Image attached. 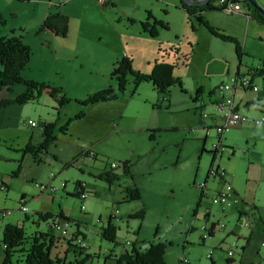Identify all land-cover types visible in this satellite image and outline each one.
I'll return each instance as SVG.
<instances>
[{
	"label": "rangeland",
	"instance_id": "obj_1",
	"mask_svg": "<svg viewBox=\"0 0 264 264\" xmlns=\"http://www.w3.org/2000/svg\"><path fill=\"white\" fill-rule=\"evenodd\" d=\"M33 1L0 0L9 22L4 27L6 35L15 29L14 35L31 48L21 77L58 88L71 101L59 107L43 93L26 104L0 108V188L8 187L0 189V264L5 256L3 229L8 223L22 225L27 235L53 233L52 255L62 259L65 254L68 264H76L75 259L84 255L89 256L86 264H117L125 252H144L158 242L167 247L165 264H263L264 123L231 128L220 154H214L213 145L221 123L216 109L219 88L263 65L264 26L249 21L245 13L214 10L206 15L207 26L200 25L188 16L180 0H107L105 5L98 0ZM255 1L264 8V0ZM241 4L247 12L245 3ZM10 7L20 10L19 15H8ZM48 9L69 17L66 36L44 31L42 23L36 25L37 13L45 19ZM149 14L168 25L158 30L156 38L142 30ZM209 27L236 40L241 58L233 41H224ZM125 58L141 75L151 74L156 61L175 64L173 76L180 78L182 88L173 86L167 95L159 93L151 82L136 85L127 72L125 87L119 90L111 74ZM254 83L259 92L240 90L235 102L242 115L261 119L264 76L257 74ZM109 87L116 99L80 104ZM25 89V84L13 85L9 91L2 90L0 99H15ZM81 113L84 116L77 118ZM28 120L37 127L32 128ZM43 123L53 124L57 140L47 153L39 152L41 161L35 162L24 149L40 141ZM79 156L86 162L84 171L78 167L82 161L65 165ZM214 156V166L224 167L227 173L226 183L209 177L203 190L198 185L206 181ZM124 162L130 163L133 177H121L113 184L97 177L101 171L122 175ZM80 181L88 184L90 192L84 200L75 195ZM36 183L58 191L41 192ZM132 185L139 189L140 198L123 202ZM223 190L237 194L238 208L254 214L258 222L244 255L241 246L250 228H237L240 213L232 202L227 213L212 203L216 192ZM22 196L27 213L19 209ZM141 210L142 218H132ZM39 214L53 218L43 221ZM60 215L69 221L65 231L50 227L53 220L62 221ZM110 217L117 230L114 242L102 236ZM211 223L217 226L214 237L204 240L203 228ZM233 241L237 247H232ZM230 248L235 251L231 259ZM181 258L188 263H181ZM22 260L20 253L10 258L11 264H22Z\"/></svg>",
	"mask_w": 264,
	"mask_h": 264
},
{
	"label": "trees",
	"instance_id": "obj_2",
	"mask_svg": "<svg viewBox=\"0 0 264 264\" xmlns=\"http://www.w3.org/2000/svg\"><path fill=\"white\" fill-rule=\"evenodd\" d=\"M216 0H210L207 4L203 6H189L184 3L183 0H180V6L187 12L188 16H194L200 25L207 26L205 21L204 13L207 11H223L222 8L215 5ZM232 3H245L247 12H244L246 16H249L252 20L257 23L264 25V9L256 3L255 0H230ZM216 6V7H215ZM1 24L4 23L2 16L0 15ZM142 30L150 34L153 38L158 37L159 29H167L168 25L157 21L153 18L152 15H148L146 20L142 22ZM69 26V17L62 12H56L54 14L48 15L44 20L41 28H47V30L54 31L56 34H61L66 36ZM210 31L214 35L219 36L224 41H233L236 44L235 52L241 58V51L239 43L232 39L231 37L221 34L219 30H216L212 27H209ZM8 37L0 36V92L3 89H10L13 85L25 84V91L20 94L15 99H3L0 101V108H4L8 105H23L32 100H35L41 94L53 98L58 103L59 107L67 104L71 100L65 97L63 91L58 88L49 87L45 84H40L36 82H30L24 80L21 77V73L28 66L31 59V48L26 45L21 37L14 35ZM175 64H167L166 62L156 61L154 64V69L151 74H136L131 68L130 61L125 58L121 61L120 65H117L113 69L112 76L116 77L119 84V90H123L125 87V74L132 73L134 76V82L136 85H139L141 82H151L154 89L163 94H168L169 90L173 86H180L182 88V81L179 77L174 75ZM256 74L259 76H264V63L260 68L255 70ZM201 90L197 91V94ZM117 98L116 92L113 87L104 88L96 93L89 95L84 101L80 102L81 105H93L99 102H109ZM84 113H81L77 118L83 117ZM54 126L52 123H43V141L35 146L29 144L24 149V152L31 154L35 162L41 161L39 157V152L47 153L49 147L54 144L57 140L56 136L53 134ZM80 157V156H79ZM78 159V158H77ZM77 159L70 162L73 164L77 162ZM214 163V158L212 165ZM122 175L113 171H101L98 174V178L103 180L108 184H113L116 181H119L121 177H133L131 166L129 162H124L121 164ZM18 173H15L14 176H17ZM204 190V189H203ZM78 193V188H77ZM75 194L78 196V194ZM125 202L136 201L140 198V191L135 186H128L126 189ZM204 194V193H203ZM24 197V196H22ZM143 211H139L134 214L132 218H142ZM39 218L43 221H48L53 218L50 214H39ZM60 218L64 221L68 219L63 218L60 215ZM56 220V219H55ZM53 220V221H55ZM57 221V220H56ZM215 225L212 224L208 231V237L213 236ZM116 227L112 224V217H110L107 227L103 229L102 236L105 240L114 242L116 240ZM205 240V238H203ZM56 237L53 233L50 232H35L32 235H27L24 227L20 224H6L3 229L2 242L5 246L4 248V261L3 264H11L10 258L13 253H20L22 257V264H68L64 259L55 258L52 253L55 246ZM68 245L74 248V245H71L70 241L67 242ZM166 244L161 242L152 243L149 245V248L144 252L134 250L132 253L125 252L117 264L125 262L126 264H165L166 257ZM76 253V248L72 250ZM79 254H82L79 252ZM89 259V256H83L80 260L75 259L76 264H86Z\"/></svg>",
	"mask_w": 264,
	"mask_h": 264
},
{
	"label": "built area",
	"instance_id": "obj_3",
	"mask_svg": "<svg viewBox=\"0 0 264 264\" xmlns=\"http://www.w3.org/2000/svg\"><path fill=\"white\" fill-rule=\"evenodd\" d=\"M53 1V0H49ZM98 2L102 5H105L107 3V0H98ZM216 2L221 3V8L223 11L229 13V14H235V13H244L245 10L242 7L241 3H232L230 0H216ZM255 71H250L247 75L241 73L238 74L232 85H221L218 91L221 94L220 99L217 101L216 109L217 111L221 114L222 116V122L220 125L216 127V133H217V141L214 143L213 147L215 149L214 154H220V152H223L224 149H226L224 145V136L225 133H227L231 128L242 126L246 123H254L256 125H260L261 123H264V116L261 119H256V118H250L246 115H242L241 112L238 110V105L235 102V93L242 90L245 91L246 89L248 90H254L259 92V88L257 85L254 83V78L256 76ZM229 94V95H227ZM28 124L32 128H36L37 124L34 121L28 120ZM111 168L115 169L116 168V163L111 164ZM208 176L209 177H219L221 179H226L227 173L224 170V167H220L217 165L216 167L213 165L212 167L209 168L208 170ZM37 188L41 190V192H45L46 190H50L52 192H57L58 189L52 185L48 186H43L42 184L36 183L35 184ZM62 188L65 187V184L61 185ZM200 188L205 189L206 188V181L202 182L198 185ZM78 188V196L81 199H86L89 196V193L87 191V183L80 181L78 182L77 185ZM0 189L7 190L8 187L5 184H2V187ZM238 196L235 193L231 192H226V191H218L216 196L212 198V203L214 205H219L223 208L228 207L229 203L232 202V204L235 207H238L237 202H238ZM21 206L20 210L22 212H28L26 209V200L25 197H21ZM240 215V220L239 224L244 226V227H251L253 224V214H248L245 211H241ZM65 223V224H64ZM64 224V225H63ZM69 224V221H64V220H55L53 223H51V228L55 229V231H65L66 230V225ZM210 228V227H209ZM209 228L205 227L203 228L204 231V238L207 236L208 237V231ZM126 244L129 245L130 242L126 241ZM237 242L233 241L232 247H237ZM83 246V243H81ZM5 247V246H4ZM235 251L230 248L228 250V256L229 259H231L234 256ZM181 263H188V260L185 258H181L180 260Z\"/></svg>",
	"mask_w": 264,
	"mask_h": 264
},
{
	"label": "crops",
	"instance_id": "obj_4",
	"mask_svg": "<svg viewBox=\"0 0 264 264\" xmlns=\"http://www.w3.org/2000/svg\"><path fill=\"white\" fill-rule=\"evenodd\" d=\"M34 3H39V4H41L42 2H37V0H34L33 1ZM32 2V3H33ZM264 9V8H263ZM19 12H20V10L18 11L17 9H14V10H12V7H10V8H8L7 9V14L9 15V14H11V15H14V16H18L19 15ZM34 12V11H33ZM58 12V11H57ZM210 11H207L206 13H204V17L206 18V15L209 13ZM246 12V11H245ZM56 13V12H55ZM50 14H52L51 12H50V9H48L47 10V15H46V17H48V15H50ZM0 15L2 16V18H4V20H6L5 21V24L3 25V28H0V36L1 37H8V36H10V34L7 36L6 34V30H4V27H6L8 24H9V22L7 21V15H6V12L5 11H3L2 10V8L0 7ZM46 17H45V19H46ZM247 18L249 19V21H251V22H254V23H256V24H258L259 26H264V25H261V24H259V23H257L256 21H254V20H252L251 18H249V16H247ZM43 17H42V15H40V13H37V17H36V21H37V23H36V25L37 24H43V22H42V20H45ZM41 24V25H42ZM40 25V26H41ZM45 29H47V28H45ZM13 31H15V29H12ZM12 31V32H13ZM44 31H51V30H44ZM52 33H54V34H56L54 31H51ZM46 38L47 39H49L48 37H47V35H46ZM24 38H22V41L24 42ZM24 43H26V42H24ZM27 45H29L28 43H26ZM30 46V45H29ZM33 78V77H32ZM34 79V78H33ZM34 80H36V79H34ZM6 89V88H5ZM8 91L10 90V89H7ZM2 92V91H1ZM0 92V93H1ZM19 96V95H18ZM14 97H12V99H13ZM3 99H8V98H3ZM3 99H0V101L1 100H3ZM220 99V98H219ZM218 99V100H219ZM9 106H6V107H4V109H7ZM239 107V106H238ZM237 107V108H238ZM238 110H239V108H238ZM220 119H221V122H222V116H221V114H220ZM225 137V136H224ZM223 137V138H224ZM43 141V134H41L40 135V141H38L37 143H35L34 145L35 146H37V145H39L41 142ZM57 161V160H56ZM79 161H82L81 162V164L78 166L79 167V170L80 171H84L83 170V166L85 165V161H84V158L83 157H79L78 159H77V162H75V163H73V165H76L77 163H79ZM70 162H72V161H70ZM214 162H215V156H214ZM67 164H69V162H66L65 163V165H67ZM83 165V166H82ZM213 165H214V163H213ZM213 165H211V167L213 166ZM100 173V172H99ZM98 173V174H99ZM207 179H206V182H207V180H208V178H209V176H208V172H207V177H206ZM223 182H224V184L226 183V181L224 180V179H221ZM206 185H207V183H206ZM87 186H88V184H87ZM94 190V189H93ZM92 190V191H93ZM217 193V192H216ZM37 198H39L38 196H37ZM123 202H125V199H123ZM216 206H218L219 207V209L223 212V213H227L228 212V207L227 208H225L224 210H223V208L221 207V206H219V205H216ZM235 209H238V211H239V213H241V211H244L242 208H238V207H235ZM253 218H254V220H253V224H252V226L250 227V229H249V233H248V236L246 237V239H245V244H243L242 246H241V254H243L244 255V253H245V251L248 249V247L250 246V244H252L253 243V239H254V237H255V234H256V229H257V227H256V224L258 223L257 222V219H256V217L254 216V214H253ZM212 224H214L215 225V223H211V225ZM211 225H210V227H211ZM242 227V225H240L239 223H238V226H237V228H241ZM217 228V226L215 225V228H214V232H213V236L211 237V238H213L214 237V234H215V229ZM238 238H240V237H238ZM66 257L67 256H65V254H64V256L62 255V259H66ZM229 260V259H228ZM229 261H231V260H229ZM261 263H263L264 264V258H262L261 260ZM238 264H242L241 263V261H239V263ZM251 264H253V263H251ZM255 264V263H254Z\"/></svg>",
	"mask_w": 264,
	"mask_h": 264
},
{
	"label": "water",
	"instance_id": "obj_5",
	"mask_svg": "<svg viewBox=\"0 0 264 264\" xmlns=\"http://www.w3.org/2000/svg\"><path fill=\"white\" fill-rule=\"evenodd\" d=\"M189 6H203L207 4L210 0H183Z\"/></svg>",
	"mask_w": 264,
	"mask_h": 264
},
{
	"label": "bare ground",
	"instance_id": "obj_6",
	"mask_svg": "<svg viewBox=\"0 0 264 264\" xmlns=\"http://www.w3.org/2000/svg\"><path fill=\"white\" fill-rule=\"evenodd\" d=\"M215 5L217 6V8H218V7L221 8V3L215 2ZM216 6H215V7H216ZM224 211H225V210H224ZM203 237H204V236H203ZM4 248H5V247H4Z\"/></svg>",
	"mask_w": 264,
	"mask_h": 264
}]
</instances>
